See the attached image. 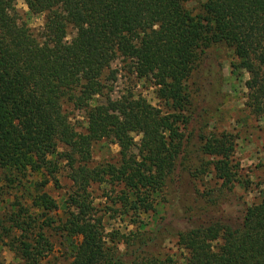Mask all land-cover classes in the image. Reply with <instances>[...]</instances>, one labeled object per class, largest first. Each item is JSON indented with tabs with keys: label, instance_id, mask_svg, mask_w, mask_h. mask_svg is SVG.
<instances>
[{
	"label": "trees",
	"instance_id": "1",
	"mask_svg": "<svg viewBox=\"0 0 264 264\" xmlns=\"http://www.w3.org/2000/svg\"><path fill=\"white\" fill-rule=\"evenodd\" d=\"M19 1L46 16L38 34L21 24ZM70 28L77 37L67 43ZM216 47L231 51L233 68L249 75L245 106L264 117V0H206L200 15L185 0H0V197L24 190L30 199L29 207L16 199L8 219L0 209V244L19 264H46L54 249L50 231L68 244L72 264H264V199L252 206L237 201L229 214L223 207L243 183L232 135L201 137L197 150L214 161L194 177L212 166L219 198L193 187L195 209L175 190L193 174L186 84ZM119 59L153 80L167 113L135 96L96 104L105 95L106 71ZM70 107L85 114V133L74 128ZM103 141L118 146L121 159L91 167L93 145ZM63 163L72 188L58 220L60 207L46 188L58 184ZM95 185L120 188L112 204L120 216L135 213L131 237L106 234ZM159 203L168 210L147 231L141 215ZM171 238L186 254L181 260L155 253Z\"/></svg>",
	"mask_w": 264,
	"mask_h": 264
},
{
	"label": "rangeland",
	"instance_id": "2",
	"mask_svg": "<svg viewBox=\"0 0 264 264\" xmlns=\"http://www.w3.org/2000/svg\"><path fill=\"white\" fill-rule=\"evenodd\" d=\"M21 3L23 7L20 6ZM205 3L206 0H185L186 8L194 15L203 13ZM17 10L21 24L26 25L36 34L43 30L45 15H33L23 1L18 2ZM76 37L77 32L70 28L66 42L71 43ZM210 56L212 58L204 64L203 68L197 70L186 84V90L191 94L193 100L190 127V131L193 132L190 146L192 152H190L191 159L187 163V166L192 168L193 174L186 173L185 177L188 179H185L184 185L175 190L182 193L181 196L185 198L188 207L195 209H198L199 206L193 202V187L200 190L201 193L210 190L211 192H208L210 195L219 198L221 182L215 178L212 166L198 178L194 177L195 169L200 168L203 163L214 161L212 157L203 156L197 150L202 144L201 137L232 135L235 138L234 161L240 164V176L243 183L237 185L233 196L230 195L225 203L227 206H223L226 208V214H229L233 204L238 203L237 201L246 202L252 206L261 203L264 199V117L254 116L245 106L248 95L246 83L249 80V75L242 70L233 68V64L237 61L232 52L224 47H216L212 49ZM104 84L106 85L105 95L96 99V104L104 103L108 96L116 100L123 96H135L146 99L163 113L168 112L165 104L157 98V89L153 80L140 79L132 71L129 61L123 59L116 61L110 70L106 71ZM67 111L70 113L74 128L80 133H85L87 128L85 114L72 112L71 107ZM134 139L136 145H139L141 138L134 136ZM60 152H67V150L60 147ZM133 153L137 154V148L133 150ZM120 159V148L112 141H103L93 145L90 166L116 164ZM69 176L68 164H61L57 176L58 184L51 182L46 188V193L55 199L60 207V210L53 214L58 220L65 217L64 201L72 188ZM91 191L97 218L105 226L106 234L120 231L122 235L131 237L136 231L135 213L120 216L119 207L112 204L114 201L112 198L119 196L120 188L116 189L117 194L105 185H95ZM16 199L26 206H30L29 195L26 191H12L10 195L0 197V209L3 208L1 216L6 219L11 216L9 208L12 203L16 202ZM167 210L168 206L165 203H159L152 213L141 215V222L147 226V231L153 229ZM49 235L52 237L54 249L46 264H72V254L68 244L57 235L56 231H50ZM6 245L0 244V264H19L14 253ZM118 246L121 251L126 250L125 245ZM155 253L161 258L172 256L179 260L186 256L178 246L177 240L172 238L164 241Z\"/></svg>",
	"mask_w": 264,
	"mask_h": 264
},
{
	"label": "clouds",
	"instance_id": "3",
	"mask_svg": "<svg viewBox=\"0 0 264 264\" xmlns=\"http://www.w3.org/2000/svg\"><path fill=\"white\" fill-rule=\"evenodd\" d=\"M21 7H23V4L21 3V5H20Z\"/></svg>",
	"mask_w": 264,
	"mask_h": 264
}]
</instances>
